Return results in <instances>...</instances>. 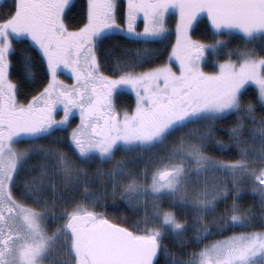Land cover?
I'll use <instances>...</instances> for the list:
<instances>
[{"label":"snow or ice","instance_id":"1","mask_svg":"<svg viewBox=\"0 0 264 264\" xmlns=\"http://www.w3.org/2000/svg\"><path fill=\"white\" fill-rule=\"evenodd\" d=\"M75 8L0 0V264H264V0Z\"/></svg>","mask_w":264,"mask_h":264},{"label":"trees","instance_id":"2","mask_svg":"<svg viewBox=\"0 0 264 264\" xmlns=\"http://www.w3.org/2000/svg\"><path fill=\"white\" fill-rule=\"evenodd\" d=\"M75 3H76V8L73 10V13L70 14L68 20L66 21V23L70 24L72 27L77 26L81 22V13L86 9V0H75ZM206 24H207L206 18L201 17L198 26L196 27V29L193 32V38L194 39H201V38L207 39L208 38L206 35ZM141 25H142V23L139 22V28L141 27ZM167 26L172 33L171 36L168 38V48L170 49L171 45L174 43V39H175V33H174V29H173V17L169 19ZM238 43H240V41L233 40L232 45H230V46H234ZM133 47H135V46H133ZM261 54H264V53H261ZM222 58L223 57H220V59H222ZM162 59H164V60L167 59V52H165V55ZM212 60H213V58L209 57L207 63L203 64V70L204 71H206V72L214 71V69L211 67ZM159 62L160 61H156V63H159ZM61 78L64 81H68V78L63 74L61 75ZM255 98H256V93L254 91V88L250 86L246 96L244 97V100H245V102H247L248 100H252L255 103ZM117 103H118L119 107L131 110L134 106V98L130 93L124 92V94L117 97ZM256 114H257V119H259L260 116L264 115V111H262L260 109V107L257 106ZM235 119H236V116L231 115L228 118V122L232 123L235 121ZM76 121H77L76 117L71 118V122H72L73 127L76 124ZM18 147L23 148L24 145L21 144V145H18ZM119 158H120V154L118 153L117 159H119ZM91 167L95 168L96 165L93 164ZM102 167L108 168V167H110V165L104 164V165H102ZM251 202H252V200L250 197H245V199L241 203H242V205L247 206ZM164 207H167V204H165ZM221 207H223V205H221ZM96 210L97 211H104V209H102V208H98ZM53 211H56L58 213L59 209H53ZM107 211L109 214H111L115 211V209L109 205V207L107 208ZM61 223H62V221H61ZM56 226H57L56 223L49 221V233H51V231L54 230ZM236 231H240V229H236ZM229 234L230 233H225L224 235H229ZM219 238H221V237L213 236V237H209V240H214V239H219ZM194 250H197V249L195 247H189V248L185 249V251H194Z\"/></svg>","mask_w":264,"mask_h":264},{"label":"rangeland","instance_id":"3","mask_svg":"<svg viewBox=\"0 0 264 264\" xmlns=\"http://www.w3.org/2000/svg\"><path fill=\"white\" fill-rule=\"evenodd\" d=\"M140 20L142 21V22H141L142 25H141V27H140L139 29H142V28H143V20H142V17H141L140 19H138V24H139ZM175 25H176V18L173 17V29H174V33H175ZM167 27H168V26H167ZM175 40H176V36H175V39H174V43H175ZM202 67H203V65H202ZM61 75H62V74H61ZM61 75H60L59 78L62 80ZM63 75H65L68 79L71 80V81H69V82L63 80L66 84H72V83H73V80L71 79V77H70L69 74L64 73ZM125 92H128V93H130V94L133 96V98H134V106H135V95H134L133 93H131L130 91H125ZM134 106H133V108H134ZM62 115H63V112L60 111V116H62ZM60 116H57V119H59ZM73 117H76V118H77L76 124H78V123L80 122L78 112H77ZM73 117H72V118H73ZM76 124H75V125H76ZM75 125H74V126H75ZM49 234H51V233H49Z\"/></svg>","mask_w":264,"mask_h":264},{"label":"flooded vegetation","instance_id":"4","mask_svg":"<svg viewBox=\"0 0 264 264\" xmlns=\"http://www.w3.org/2000/svg\"><path fill=\"white\" fill-rule=\"evenodd\" d=\"M125 2H126V0H121V3H122V4H124ZM140 22H142V21L140 20ZM68 81H71V80L68 79ZM68 81H67V82H68Z\"/></svg>","mask_w":264,"mask_h":264}]
</instances>
